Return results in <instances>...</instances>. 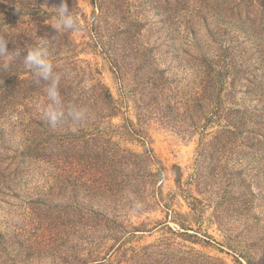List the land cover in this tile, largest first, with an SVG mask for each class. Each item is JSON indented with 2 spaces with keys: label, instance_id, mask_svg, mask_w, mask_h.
<instances>
[{
  "label": "trees",
  "instance_id": "obj_1",
  "mask_svg": "<svg viewBox=\"0 0 264 264\" xmlns=\"http://www.w3.org/2000/svg\"><path fill=\"white\" fill-rule=\"evenodd\" d=\"M120 1H101L88 24L90 42L77 43L71 32L56 33L53 27L62 0H0V35L9 40V51L19 53L8 67H3L5 61L0 58V204L22 196L30 200L29 210L20 219L21 215L8 219L5 225L0 222V264H35L32 260H44L41 255L64 264L158 263V256L165 263H226L173 238L139 243L142 236L158 229L192 243L215 241L210 235H204L208 240L198 236L204 213L211 206L212 216L224 232V239L217 242L220 249L233 251L239 263V257L249 264L264 263V256L256 260L259 253L264 255L262 217L250 214L257 202L264 200V89L251 82L237 98L239 77L234 74L227 81L233 60L230 57L226 62L224 57V53H232V46L226 51L219 45L220 16L230 22L252 19L258 31L264 30V0H250L247 6V0H238V4H231L234 0H173L175 11L190 14L182 19L179 33L185 51L201 70L189 106L200 122L192 126L204 137H211L201 139L187 182H183V169L172 166L177 188L168 192L163 184L169 169L145 145L144 129H138L130 119L124 125L127 132L140 137L141 152L115 139L120 128L112 120L121 116L122 107L98 66L81 57L86 50L100 52L122 84L133 66L139 72L148 71L147 82L152 85L143 89L150 98H162L166 73L156 63L159 48L139 38L149 24L117 14L122 9ZM72 2L67 0L77 18ZM192 3L197 7L190 11ZM41 40L49 41V58L61 76L64 104L87 108V119L67 120L53 127L43 118L49 103L46 82L38 81L23 62V55ZM249 74L254 73L250 70ZM252 100L261 105L244 106ZM230 155L237 156V163L246 155L252 160L246 161L244 169H236L235 162L229 168L226 160ZM76 165L86 173L81 176V199L85 201L79 209L72 205L74 195L71 204L61 202L62 169L72 170ZM250 169L255 172L249 180L251 189L239 191L236 182L245 181ZM212 180L216 186L210 185ZM30 184L37 185L36 191L21 195L19 188ZM253 184L258 192L252 191ZM205 194L219 199L213 202ZM180 198L185 199L189 212L175 207H183ZM158 211L164 214L163 219L149 221L150 214ZM145 214L146 220H132V216L140 219ZM242 216L241 237L258 236L246 250L227 243L229 231L235 230L230 221Z\"/></svg>",
  "mask_w": 264,
  "mask_h": 264
},
{
  "label": "rangeland",
  "instance_id": "obj_2",
  "mask_svg": "<svg viewBox=\"0 0 264 264\" xmlns=\"http://www.w3.org/2000/svg\"><path fill=\"white\" fill-rule=\"evenodd\" d=\"M103 0H73L72 5L75 9L77 19H79L82 25L81 31L71 32V36L77 43L89 41L90 35L88 32V24H90L94 18L92 16L93 11H97V5ZM231 4H238V0H234ZM250 0H247L245 5L249 4ZM196 3H192L190 11H193ZM122 6L121 11L125 17L132 21L146 20L149 25L143 30L142 35L139 37L143 41H148L154 47L159 48L156 51L157 61L160 69L165 71V83L161 87V96L157 99L147 96V91L143 89L144 85H152L147 82V77L151 74L148 71L139 72L133 66L131 72L126 75L124 83L120 82L114 74L111 64L106 56L98 51L86 50L81 54L82 58L89 59L93 65L100 69L102 72L103 81L110 87L113 95L117 99V102L122 107L121 116L115 117L112 123L120 128L116 140L121 145L131 148L134 151H143L144 145L140 140V137L132 132H127L124 125H126L127 119L132 120L138 129H144V136L147 141L146 146L150 147L156 156L168 169L167 177L164 181L165 192L170 190H176L175 176L172 173V166L178 165L183 171V182H187L193 167L195 164L196 153L199 147L201 139L206 140L211 135H205L200 131H194L192 123H198L200 120L194 118V113L190 110L191 95L195 90V86L200 80L201 70L198 68L197 62L191 59V53H187V49L181 34L183 23L182 19L186 18L189 13L184 14L185 11L177 12L174 9L173 0H122L119 3V7ZM217 13V12H216ZM222 21L220 27L222 31L220 34L219 45L223 49L232 46V53H224L226 62L230 57L233 60L232 67L228 68V75L231 81L234 74L238 75L239 79L236 82L235 88L238 93L237 98L242 95L241 91H244L252 84L257 89H264V30H257L253 24L252 19H245L242 22H230L229 19L222 16L219 17ZM243 45V46H242ZM81 47V45H80ZM226 50V49H225ZM260 53H256V51ZM229 51V50H226ZM134 64V62H133ZM250 70L253 75L249 74ZM252 82V84H251ZM144 83V84H142ZM256 83V84H254ZM239 100V99H238ZM238 100L234 102H238ZM157 103H160L159 105ZM261 105L256 100L249 101L244 106L254 107ZM199 115V113H198ZM126 127V126H125ZM215 129V128H214ZM209 129L208 132L214 130ZM230 159L226 160L227 167L234 165L236 169H244L247 166V160H252L251 155H246L245 158L239 163L236 155H230ZM229 165V166H228ZM81 165H76L72 170L62 169V176L64 178L62 198L63 204H71V196L74 195V202L72 205L79 209L84 204V199H81V190L83 189L81 176L85 175ZM248 175L245 177V181L240 183L236 182L239 191L249 189V184H252V177L255 176L253 169L247 171ZM72 178L70 180V178ZM71 185V186H70ZM210 185L216 186L215 180L210 182ZM264 190V177L262 185ZM37 185L30 184L27 187L19 188V193L22 195L24 191L31 195V192L36 191ZM194 187V186H193ZM252 191L258 192L257 186L252 185ZM74 189V192L71 190ZM251 189V188H250ZM258 194V193H257ZM212 197L213 202L219 198L216 195L205 194L204 197ZM72 201V200H71ZM183 207L176 205L177 210L189 212V208L185 199L180 198ZM30 200L21 197L13 199L7 204H0V222L5 225L8 219L15 218L19 215V219L24 216V213L29 210ZM90 204V203H88ZM26 209V210H25ZM214 208L208 207L207 212L204 213V218L200 227V233L198 236L208 240L206 235H210L215 241H209L210 243H192L191 240H185L183 237H175L166 232L165 229L155 230L151 234H146L140 238L139 243L146 244L153 241H160L166 238H173L175 241L181 244L187 245V247H193L196 250L206 253L208 255L221 257L226 263H165L162 256H158V263H142V264H249L244 258L239 257L241 263L238 262L237 255L228 249H220L217 242H221L224 239V232L219 230L216 218L213 215ZM253 216H261V227L264 226V200L258 201L254 210L250 213ZM147 214L143 215L140 219L136 216H132V220L137 222L146 220ZM164 214L160 211L150 214L149 221L155 219H163ZM243 216L236 221L232 219L230 222L235 227V230L229 231L230 239L227 240L229 245H234L239 249L252 248V243L255 242L258 236L253 235L252 238L249 235L241 237L240 230L243 229ZM171 225L176 226L174 223ZM194 229H198V225H194ZM192 233V232H191ZM195 234V233H194ZM240 237H237L239 236ZM227 238V237H226ZM184 249V248H183ZM164 251V250H163ZM162 251V252H163ZM184 251V250H183ZM179 256L185 257V253H179ZM256 260L264 255L259 253L256 255ZM43 261L37 262L32 260L31 263L35 264H64L58 260L46 258L45 255H41ZM51 260L53 263L46 261ZM26 261V260H25ZM24 261V262H25ZM47 262V263H46ZM70 264V263H67ZM252 264H264V263H252Z\"/></svg>",
  "mask_w": 264,
  "mask_h": 264
},
{
  "label": "clouds",
  "instance_id": "obj_3",
  "mask_svg": "<svg viewBox=\"0 0 264 264\" xmlns=\"http://www.w3.org/2000/svg\"><path fill=\"white\" fill-rule=\"evenodd\" d=\"M56 33L59 31L76 32L82 30V25L69 10L67 0H62L60 6L56 8L55 25ZM54 38V37H53ZM9 40L0 35V58L5 63L3 67H8L15 59L16 55L8 49ZM49 41L41 40L36 46L23 55L24 64L32 69L38 81L46 82V96L49 103L43 111V118L53 127L67 120L82 121L89 117L87 108L74 104L65 105L59 90L61 76L54 71V65L49 58Z\"/></svg>",
  "mask_w": 264,
  "mask_h": 264
}]
</instances>
